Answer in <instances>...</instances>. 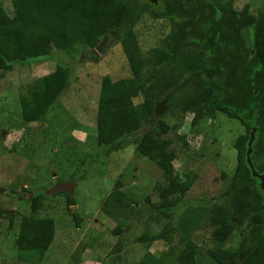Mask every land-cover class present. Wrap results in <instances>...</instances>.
<instances>
[{
  "label": "trees",
  "instance_id": "1",
  "mask_svg": "<svg viewBox=\"0 0 264 264\" xmlns=\"http://www.w3.org/2000/svg\"><path fill=\"white\" fill-rule=\"evenodd\" d=\"M9 1L22 7L20 15L9 16L0 0V77L15 65L48 57L51 50L93 54L110 41L122 48L130 76L101 78L93 155H108L134 144L139 155L153 162L163 181L153 186L158 201L147 214L156 223L165 221L170 232L168 248L160 254L149 251L158 234L144 231L136 237L146 252L134 264H202L194 234L204 229L208 236L203 244H211L205 253L207 264H264V191L246 161L247 142L255 128L250 160L264 176V3L251 11L248 6L236 9L233 0ZM143 13L170 23L161 44L145 53L133 29ZM65 65L57 64L54 72L27 85L19 97L22 126L39 119L56 99L58 88L67 87L71 68ZM137 98H142L141 107L135 104ZM179 109L193 114L191 126L220 112L244 128L233 143L234 173L219 198L207 206L184 204L191 184L174 175L175 156L165 136L170 127L164 116ZM121 188L116 180L100 207L117 221L114 233L121 232V221L134 215V204ZM46 195L33 194L31 213L20 217L15 246L21 261L47 264L42 260L56 231L51 217L37 215ZM63 195L79 226L81 218L70 208L74 200ZM179 207L183 211L175 221ZM237 230L240 240L230 245ZM119 249L120 245L113 252Z\"/></svg>",
  "mask_w": 264,
  "mask_h": 264
},
{
  "label": "rangeland",
  "instance_id": "2",
  "mask_svg": "<svg viewBox=\"0 0 264 264\" xmlns=\"http://www.w3.org/2000/svg\"><path fill=\"white\" fill-rule=\"evenodd\" d=\"M263 3L264 0H233L238 10L248 6L255 11ZM17 6L9 0L2 2L9 16L20 15L22 6ZM1 19L0 13V22ZM133 29L140 50L145 53L161 44L170 31V23L143 13ZM92 52L84 55L82 50L72 54L51 50L48 57L15 65L0 77V264H32L17 257L19 220L31 213L30 197L46 193L58 180L74 183V205L70 208L81 223L76 226L63 192L47 194L37 215L51 217L56 232L42 262L134 264L146 252L145 245L135 241L144 231L158 234L150 252L160 254L168 248L170 232L165 221L156 223L147 214L151 204L158 201L153 186L163 181L161 170L139 155L134 144L108 155H93L101 78H124L130 76V71L117 41L107 42L102 49ZM62 63L71 68L67 87L58 88L56 99L39 119L22 126L20 95L28 84L51 74ZM135 104L141 107L142 98H137ZM192 116L180 109L166 114L164 121L170 130L165 136L171 140L175 156L174 175L191 184L182 202L191 207L207 206L219 198L234 173L237 151L233 143L244 128L239 121L220 112L214 119L204 118L195 126H191ZM72 176L77 180L72 181ZM116 180H120L121 190L134 204V215L121 221L120 233H114L117 221L100 210ZM182 211L179 207L175 221ZM207 236L206 229L194 234L196 244L201 246L202 264L209 262L205 253L211 244H203ZM239 240L237 230L229 244L236 245ZM118 245L121 249L113 252Z\"/></svg>",
  "mask_w": 264,
  "mask_h": 264
},
{
  "label": "water",
  "instance_id": "3",
  "mask_svg": "<svg viewBox=\"0 0 264 264\" xmlns=\"http://www.w3.org/2000/svg\"><path fill=\"white\" fill-rule=\"evenodd\" d=\"M151 3H156L157 0H148ZM256 129L253 128L251 133H250V138L247 142V152H246V161H247V165L248 168L250 169V171L252 172V175L257 177L259 179V187L262 191H264V176L263 175H259L255 170L254 167L251 163L250 160V153H251V146H252V142L254 140V134H255ZM74 183L71 182H57L55 183V185L50 188L46 194H54V193H67L69 195L72 194V188H73ZM0 191H2V189H0Z\"/></svg>",
  "mask_w": 264,
  "mask_h": 264
}]
</instances>
